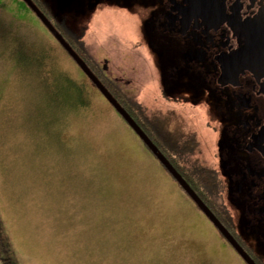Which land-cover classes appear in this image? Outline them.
<instances>
[{
	"label": "rangeland",
	"instance_id": "374dc122",
	"mask_svg": "<svg viewBox=\"0 0 264 264\" xmlns=\"http://www.w3.org/2000/svg\"><path fill=\"white\" fill-rule=\"evenodd\" d=\"M78 4L70 6L86 18L91 57L145 104V115L169 107L184 114L197 134L192 153L198 148L212 164L216 135L205 107L163 96L162 58L147 46L136 17L106 0ZM0 9L1 21L6 13L46 31L21 0H0ZM48 38L51 48L34 49L38 65L29 57L18 65L14 54L7 69L0 67V215L11 264H243ZM169 119L172 125L176 115ZM164 151L186 157L184 146Z\"/></svg>",
	"mask_w": 264,
	"mask_h": 264
},
{
	"label": "flooded vegetation",
	"instance_id": "af4514ba",
	"mask_svg": "<svg viewBox=\"0 0 264 264\" xmlns=\"http://www.w3.org/2000/svg\"><path fill=\"white\" fill-rule=\"evenodd\" d=\"M93 1L100 0H89V4ZM106 1L107 6L116 7L125 3L128 8L119 9L136 17L142 38L153 52L159 53L160 68L164 69L163 96L194 108L205 107L209 126L216 135L213 163L201 157L198 148V154H193L194 148L187 147L197 143V134L188 129L186 117L174 107L160 111H172L164 115L166 119L174 115L178 118L168 127L170 134H174L169 136L184 141L186 157L179 168L168 160L254 263L264 264V0ZM43 7L47 9L50 5L46 3ZM45 16L51 21L47 14ZM41 25L48 31L42 22ZM106 68L107 65H101L104 76L115 82ZM177 72L182 75L171 81ZM108 86L116 93L118 101L124 103L126 88L119 85L120 90H116ZM126 105L130 104L126 101ZM133 118L146 133L144 117ZM151 139L155 143L158 135L155 133ZM172 157L175 156L172 154Z\"/></svg>",
	"mask_w": 264,
	"mask_h": 264
},
{
	"label": "trees",
	"instance_id": "16d2710c",
	"mask_svg": "<svg viewBox=\"0 0 264 264\" xmlns=\"http://www.w3.org/2000/svg\"><path fill=\"white\" fill-rule=\"evenodd\" d=\"M76 1H78L79 3L80 0H56V2L54 1L55 4L52 6L50 0H33V2L39 7L41 11L43 10L41 5H46V3L50 5V7H47L48 13L44 10L42 12L43 13L45 12L44 14H47V16L51 18L54 27L59 31V33L63 35V37L73 48V50L85 61L87 66L90 68V70L97 76V78L102 82V84L109 90V92L113 95V97L118 101L117 99L118 96L115 95L116 93L115 94L112 93L111 88L110 86H108V84H110L111 87L115 88L116 90H120L119 88L120 86L116 84V82H114L113 80L109 79L107 76H104V72L99 66V63L93 57H91V55L87 51L88 49L84 41L83 31L87 29L88 23L87 22L84 23L86 28L84 26L81 27V24H83L86 18L81 17L80 12L75 7L76 5L73 8L70 6V4ZM22 3L27 7V5L23 1ZM118 7L123 9L128 8V6L125 3L119 5ZM90 14L91 13H89V15ZM1 20H2V15H0V67L2 69H7L9 67V60L11 57H13L14 54L20 55L18 58L19 60L13 57L18 65L21 61H24L28 57L34 62V65H38V63L33 58L34 49L41 48L42 46L51 48L52 44H50L48 36L54 40L57 46L61 48V46L56 42V40L48 31L42 32L41 29L37 28L36 26L32 25L27 21H22L20 19L9 17L6 13L3 21ZM147 46H149L148 43ZM61 50L65 52L64 49L61 48ZM65 54L67 53L65 52ZM163 71L164 69L160 68L159 80L161 87L165 89ZM179 75H182V72L174 73L173 77L175 79H171V81L176 80V77H178ZM86 79H88L91 85L93 86V88L97 90L94 84L90 81V79L87 76ZM125 94L126 96H123V98L125 99L124 103L122 101H121L122 103L118 101L119 104H121L126 109V111L129 114H131L130 116L132 118L133 116L142 115L146 120V124L149 123L147 125L145 124V126L148 128L146 129L149 130L147 131L145 129L148 136L151 138L156 133L158 135V141L157 142L155 141V144L161 149V151L168 157V159L175 166H177L178 168L179 166H182L183 162H185V158H181L180 154L175 157L172 156L170 157V155H167L166 152L164 151V148L167 147V144L170 145L172 144L175 147V150L178 149L183 150V146H184V142L178 145V144H173L169 142L167 139H165L166 136L174 135V134H170V131L168 130L169 127L168 125H170V119L165 120L166 118H164V115L167 112L172 114V111L162 112L160 110H155L151 114L145 115L144 107L140 106L139 104H135L134 98L129 96L126 91ZM119 98H122V96H119ZM126 101L130 105H126ZM111 108L113 109L112 106ZM176 121H178L177 117H176ZM169 137L171 141H178L176 138H172L171 136ZM189 149L190 150L192 149V144L190 145ZM184 152L182 154H184ZM189 159H191V157H189ZM221 238L223 241L226 240L223 236H221ZM227 242L225 244L229 246L230 244ZM9 252L12 253V248L8 239L7 232L5 230L3 219L1 218L0 215V254L4 255V257H0L2 260V263L0 262V264H11V258L8 255Z\"/></svg>",
	"mask_w": 264,
	"mask_h": 264
},
{
	"label": "water",
	"instance_id": "95a60500",
	"mask_svg": "<svg viewBox=\"0 0 264 264\" xmlns=\"http://www.w3.org/2000/svg\"><path fill=\"white\" fill-rule=\"evenodd\" d=\"M29 9L36 15V17L42 22L46 29L53 35L58 43L65 49L68 55L74 60L80 70L90 79L98 91L104 96L107 102L114 108V110L120 115L129 127L137 134L142 143L150 150L155 158L162 164L166 171L172 176V178L178 183V185L187 193V195L194 201L197 207L205 216L212 222V224L218 229L220 234L228 241V243L235 249V251L241 256L246 264H256L246 253V251L238 244L234 237L224 227V225L217 219L207 205L201 200L197 193L188 184L185 178L179 173L175 167L171 164L164 153L159 147L152 141V139L144 132V130L135 122L126 109L119 104V102L113 97L109 90L102 84L97 76L90 70L85 61L73 50L69 43L65 40L63 35L54 27L51 21L45 16V14L37 7L32 0H22Z\"/></svg>",
	"mask_w": 264,
	"mask_h": 264
}]
</instances>
